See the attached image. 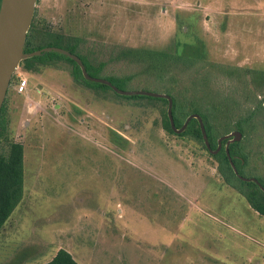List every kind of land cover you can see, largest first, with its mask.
Segmentation results:
<instances>
[{"label": "rangeland", "instance_id": "374dc122", "mask_svg": "<svg viewBox=\"0 0 264 264\" xmlns=\"http://www.w3.org/2000/svg\"><path fill=\"white\" fill-rule=\"evenodd\" d=\"M35 14L38 30L80 38L101 75H135L123 90L171 88L186 110L216 104L217 137L259 110L240 139L242 176L264 179V0H37ZM127 47L193 64L160 77L165 61L147 73ZM112 89L76 80L64 59L20 62L0 146L23 144L24 188L0 229V264H41L61 248L81 264H264V215L218 161L166 129L167 103Z\"/></svg>", "mask_w": 264, "mask_h": 264}, {"label": "trees", "instance_id": "16d2710c", "mask_svg": "<svg viewBox=\"0 0 264 264\" xmlns=\"http://www.w3.org/2000/svg\"><path fill=\"white\" fill-rule=\"evenodd\" d=\"M1 3V0H0ZM36 15V14H35ZM34 15V18H35ZM33 22L27 33L25 42V52L34 51L47 46H54L64 44L65 48L78 54L86 65L87 71L94 77L107 78L112 84L119 88L125 84L126 81H130L135 75L115 76V75H101V67L95 66L90 63L87 58L78 53L77 48L80 45V38L72 36L54 35L47 31L38 30ZM63 40L65 43H63ZM125 56H129L134 60L142 61L145 63L144 71L152 72L157 68H161L163 60L168 65V69H160V73L157 76L164 77L170 75L173 69L179 67L191 68L193 60L191 57H186L181 54H171L166 52H156L154 50L139 49L135 47H127L123 51ZM122 53V54H123ZM67 60L73 65V75L78 81L105 89H112L109 84L102 81L92 80L85 78L79 64L67 54L58 52L55 50L42 51L38 55L24 58L23 64L27 69H33L38 64H47L58 60ZM156 60L159 61V65ZM159 66V68L157 67ZM164 71V73H162ZM167 71V72H166ZM253 72V70H250ZM169 73V74H167ZM113 90V89H112ZM125 98H148L153 100H160L168 104V99L165 97H155L145 94H119ZM170 94L173 98V117L175 127L177 129L182 128L186 123L185 128L181 132H177L169 119L168 113L165 114V127L168 131L173 132L180 136H190L200 141L204 147L211 153V155L218 161V169L224 181L230 186L234 187L242 195H244L249 204L258 211L261 215H264V179L255 177L258 181L243 179L242 175L243 166L249 163V154L244 150L240 140H232L227 144L230 138L222 139L221 146L219 145V137L214 134L213 121L219 117L217 112L219 108L216 104H203L199 102H193L191 108L186 110L185 101L179 100L178 97L171 91ZM5 103V102H4ZM197 103V104H196ZM202 105V106H201ZM261 108V106H258ZM5 104L2 107L0 114V140L5 137L7 130V120L5 116ZM259 110L250 111L240 122L237 123V130L241 133L242 137L247 134V130L250 128L251 119L258 113ZM192 113H198L204 122L210 147L207 146L203 133L201 130L200 122L198 118L189 116ZM234 161L238 174L235 173L232 164L229 159V155ZM24 188V146L21 142L10 141L8 142L7 150L3 151L0 146V229L6 223L13 210L23 197ZM41 264H80L73 256V254L65 249H59L56 254L49 260Z\"/></svg>", "mask_w": 264, "mask_h": 264}, {"label": "water", "instance_id": "95a60500", "mask_svg": "<svg viewBox=\"0 0 264 264\" xmlns=\"http://www.w3.org/2000/svg\"><path fill=\"white\" fill-rule=\"evenodd\" d=\"M37 0H1L0 3V114L4 102L6 100L7 92L11 83L12 76L15 70L18 68L21 60L27 57L40 54L42 51L46 50H55L67 54L73 58L81 67L82 72L87 79L102 81L106 84H109L116 92L119 94H145L155 97H165L168 99V109L167 113L169 119L171 120L173 128L177 132H181L186 123L182 128L177 129L174 123L173 117V98L167 93H158L153 91L146 90H123L118 86L112 84V82L106 78L94 77L92 76L86 68L85 63L82 58L66 48L59 46H47L41 49H37L30 52H25V42L27 38V33L33 22V18L36 11ZM191 117L198 118L203 133L204 140L208 147L210 143L206 133V128L203 122L202 117L198 113H192L188 120ZM234 136L233 138H230ZM242 137L241 133L238 130L230 132V134L223 135L219 138L218 148L221 146L222 139L230 138L227 142L229 144L232 140H240ZM229 155V151L227 149ZM230 162L236 174H238L237 167L232 160V157L229 155ZM243 179L255 180L258 181L255 177H243Z\"/></svg>", "mask_w": 264, "mask_h": 264}, {"label": "built area", "instance_id": "2783aa9c", "mask_svg": "<svg viewBox=\"0 0 264 264\" xmlns=\"http://www.w3.org/2000/svg\"><path fill=\"white\" fill-rule=\"evenodd\" d=\"M27 86V78H22L18 83V90L22 91Z\"/></svg>", "mask_w": 264, "mask_h": 264}, {"label": "crops", "instance_id": "0c3cea01", "mask_svg": "<svg viewBox=\"0 0 264 264\" xmlns=\"http://www.w3.org/2000/svg\"><path fill=\"white\" fill-rule=\"evenodd\" d=\"M75 258V257H74ZM76 259V258H75ZM77 260V259H76ZM78 261V260H77ZM79 262V261H78ZM80 263V262H79ZM81 264V263H80Z\"/></svg>", "mask_w": 264, "mask_h": 264}, {"label": "flooded vegetation", "instance_id": "af4514ba", "mask_svg": "<svg viewBox=\"0 0 264 264\" xmlns=\"http://www.w3.org/2000/svg\"><path fill=\"white\" fill-rule=\"evenodd\" d=\"M107 79V78H106Z\"/></svg>", "mask_w": 264, "mask_h": 264}]
</instances>
